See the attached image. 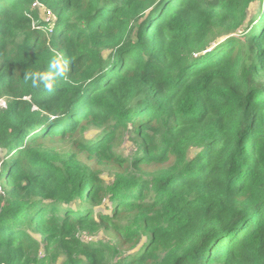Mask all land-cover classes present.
Wrapping results in <instances>:
<instances>
[{
	"label": "trees",
	"instance_id": "obj_1",
	"mask_svg": "<svg viewBox=\"0 0 264 264\" xmlns=\"http://www.w3.org/2000/svg\"><path fill=\"white\" fill-rule=\"evenodd\" d=\"M0 264H264V0H0Z\"/></svg>",
	"mask_w": 264,
	"mask_h": 264
},
{
	"label": "clouds",
	"instance_id": "obj_2",
	"mask_svg": "<svg viewBox=\"0 0 264 264\" xmlns=\"http://www.w3.org/2000/svg\"><path fill=\"white\" fill-rule=\"evenodd\" d=\"M69 60L65 59L63 55H55L49 65L47 70H37L28 71L24 77L25 82H31V87L33 88H43L48 92H53L57 85L59 78H64L65 74L69 71L68 68Z\"/></svg>",
	"mask_w": 264,
	"mask_h": 264
},
{
	"label": "rangeland",
	"instance_id": "obj_3",
	"mask_svg": "<svg viewBox=\"0 0 264 264\" xmlns=\"http://www.w3.org/2000/svg\"><path fill=\"white\" fill-rule=\"evenodd\" d=\"M40 6V5H39ZM47 21L49 20V18L46 19ZM125 155H131L133 153V149L131 148V146H128L127 149H125ZM102 237H98V239L101 240Z\"/></svg>",
	"mask_w": 264,
	"mask_h": 264
},
{
	"label": "built area",
	"instance_id": "obj_4",
	"mask_svg": "<svg viewBox=\"0 0 264 264\" xmlns=\"http://www.w3.org/2000/svg\"><path fill=\"white\" fill-rule=\"evenodd\" d=\"M33 7H38L36 4H33Z\"/></svg>",
	"mask_w": 264,
	"mask_h": 264
}]
</instances>
